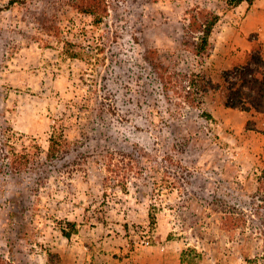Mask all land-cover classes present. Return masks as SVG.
Wrapping results in <instances>:
<instances>
[{
  "label": "rangeland",
  "instance_id": "1",
  "mask_svg": "<svg viewBox=\"0 0 264 264\" xmlns=\"http://www.w3.org/2000/svg\"><path fill=\"white\" fill-rule=\"evenodd\" d=\"M79 2L0 0V119L36 140L43 162L0 177L3 258L264 264V117L225 106L221 88L187 104L160 77L220 82L264 46V0H107L99 24ZM206 13L218 19L203 61L187 25ZM54 125L68 151L48 160Z\"/></svg>",
  "mask_w": 264,
  "mask_h": 264
},
{
  "label": "trees",
  "instance_id": "2",
  "mask_svg": "<svg viewBox=\"0 0 264 264\" xmlns=\"http://www.w3.org/2000/svg\"><path fill=\"white\" fill-rule=\"evenodd\" d=\"M76 5L80 11L89 14L94 24H99L107 14V0H78ZM232 4H239L244 0H227ZM218 16L213 13L193 15L187 25V31L198 33L197 42L193 45L194 53L204 61L211 55L209 35L217 22ZM79 51L69 52L71 57H83ZM167 74H162V84L165 90L180 98L181 101L195 106H201L203 95L221 88L224 95V105L244 112H257L264 117V46H257L249 53V57L241 64L234 65L221 72L220 82H214L209 76L197 72H169L161 67ZM202 115L210 117L207 112ZM254 129V126H248ZM68 140L62 132V127L52 126L48 137L46 158L58 159L68 150ZM42 148L32 137L14 131L5 119H0V177L9 173L18 176L38 173L43 164L41 160ZM120 166L111 162L107 170L115 172ZM10 176V175H9ZM260 188L264 186V172L258 177ZM0 181V185L3 184ZM37 184V182H36ZM264 190V189H263ZM253 194L252 196H256ZM264 201V196H259ZM242 219H236L242 224ZM74 230V223L68 221ZM237 223V222H235ZM235 223H226L236 226ZM62 233L70 236V231L61 228ZM0 264H8L0 253Z\"/></svg>",
  "mask_w": 264,
  "mask_h": 264
}]
</instances>
